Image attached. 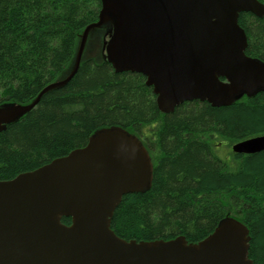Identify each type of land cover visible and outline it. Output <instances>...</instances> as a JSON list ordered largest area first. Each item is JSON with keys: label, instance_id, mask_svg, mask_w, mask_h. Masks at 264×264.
Wrapping results in <instances>:
<instances>
[{"label": "trees", "instance_id": "obj_1", "mask_svg": "<svg viewBox=\"0 0 264 264\" xmlns=\"http://www.w3.org/2000/svg\"><path fill=\"white\" fill-rule=\"evenodd\" d=\"M264 4V0H260ZM101 0H0V107L31 104L72 71ZM246 55L264 63V16L242 13ZM111 28V27H109ZM104 46L102 45V49ZM63 87L0 132V181L36 170L83 147L98 130L119 126L143 139L153 165L151 188L125 195L111 228L126 240L189 243L226 218L243 223L249 257L264 264V152L220 155L219 145L264 135V90L229 107L186 102L163 115L143 75L117 74L103 56H87ZM62 222L71 224V218Z\"/></svg>", "mask_w": 264, "mask_h": 264}, {"label": "water", "instance_id": "obj_2", "mask_svg": "<svg viewBox=\"0 0 264 264\" xmlns=\"http://www.w3.org/2000/svg\"><path fill=\"white\" fill-rule=\"evenodd\" d=\"M101 2L70 74L31 104L0 107V132L76 75L89 33L105 25L111 27L105 59L117 74L143 75L163 113L193 101L229 107L264 90V63L246 55L248 39L238 22L242 13L264 16L260 0ZM232 151L264 152V135L235 143ZM152 181L147 149L119 126L102 128L68 155L0 181V264H253L249 230L234 218L197 243L184 236L141 242L118 237L111 222L122 198L148 191Z\"/></svg>", "mask_w": 264, "mask_h": 264}, {"label": "rangeland", "instance_id": "obj_3", "mask_svg": "<svg viewBox=\"0 0 264 264\" xmlns=\"http://www.w3.org/2000/svg\"><path fill=\"white\" fill-rule=\"evenodd\" d=\"M110 25H105L99 28L93 29L88 36L86 47L89 53L87 52V56H100L101 52L105 58V51L104 48L102 49V45L104 46L105 42L109 40V30ZM223 145H219L220 149L218 152H220V155L223 156L225 159L230 158L232 151V146L227 142H223Z\"/></svg>", "mask_w": 264, "mask_h": 264}, {"label": "flooded vegetation", "instance_id": "obj_4", "mask_svg": "<svg viewBox=\"0 0 264 264\" xmlns=\"http://www.w3.org/2000/svg\"><path fill=\"white\" fill-rule=\"evenodd\" d=\"M153 92V91H152ZM154 94V93H153ZM175 111V110H174ZM161 112V111H160ZM163 115H169V114H172V113H168V114H166V113H163V112H161ZM132 135H134V134H132ZM134 136H136L137 137V139L142 143V145L147 149V151H148V153H149V155H150V152H149V150H148V148L143 144V139L141 138V137H139V136H137V135H134ZM150 158H151V155H150ZM151 161H152V158H151ZM152 163H153V161H152ZM153 171H154V165H153Z\"/></svg>", "mask_w": 264, "mask_h": 264}]
</instances>
